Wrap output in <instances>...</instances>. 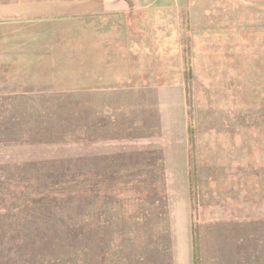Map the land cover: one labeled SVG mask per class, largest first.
Masks as SVG:
<instances>
[{
	"label": "rangeland",
	"instance_id": "1",
	"mask_svg": "<svg viewBox=\"0 0 264 264\" xmlns=\"http://www.w3.org/2000/svg\"><path fill=\"white\" fill-rule=\"evenodd\" d=\"M106 13L0 20V264H264V0Z\"/></svg>",
	"mask_w": 264,
	"mask_h": 264
},
{
	"label": "crops",
	"instance_id": "2",
	"mask_svg": "<svg viewBox=\"0 0 264 264\" xmlns=\"http://www.w3.org/2000/svg\"><path fill=\"white\" fill-rule=\"evenodd\" d=\"M116 0H16L0 2V20L108 15Z\"/></svg>",
	"mask_w": 264,
	"mask_h": 264
}]
</instances>
